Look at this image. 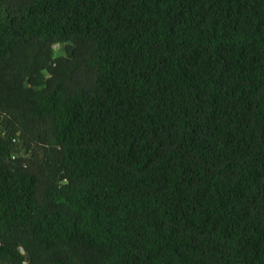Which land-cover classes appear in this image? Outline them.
I'll list each match as a JSON object with an SVG mask.
<instances>
[{"label": "trees", "instance_id": "trees-1", "mask_svg": "<svg viewBox=\"0 0 264 264\" xmlns=\"http://www.w3.org/2000/svg\"><path fill=\"white\" fill-rule=\"evenodd\" d=\"M0 264H264V0H0Z\"/></svg>", "mask_w": 264, "mask_h": 264}, {"label": "rangeland", "instance_id": "rangeland-1", "mask_svg": "<svg viewBox=\"0 0 264 264\" xmlns=\"http://www.w3.org/2000/svg\"><path fill=\"white\" fill-rule=\"evenodd\" d=\"M55 51V56H61V55H65L66 53V46L61 45V46H55L54 48Z\"/></svg>", "mask_w": 264, "mask_h": 264}]
</instances>
